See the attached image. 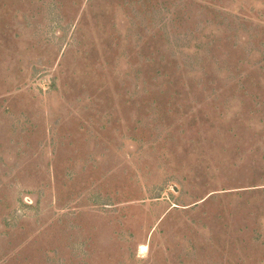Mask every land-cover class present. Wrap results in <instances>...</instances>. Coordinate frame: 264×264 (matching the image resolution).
Listing matches in <instances>:
<instances>
[{
    "label": "rangeland",
    "instance_id": "1",
    "mask_svg": "<svg viewBox=\"0 0 264 264\" xmlns=\"http://www.w3.org/2000/svg\"><path fill=\"white\" fill-rule=\"evenodd\" d=\"M0 264H264V0H0Z\"/></svg>",
    "mask_w": 264,
    "mask_h": 264
}]
</instances>
